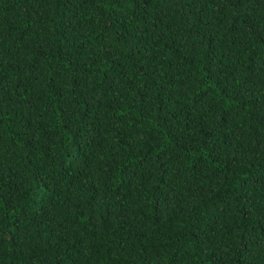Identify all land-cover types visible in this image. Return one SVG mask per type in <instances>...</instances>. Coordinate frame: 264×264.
Here are the masks:
<instances>
[{
    "label": "trees",
    "instance_id": "obj_1",
    "mask_svg": "<svg viewBox=\"0 0 264 264\" xmlns=\"http://www.w3.org/2000/svg\"><path fill=\"white\" fill-rule=\"evenodd\" d=\"M0 264H264V0H0Z\"/></svg>",
    "mask_w": 264,
    "mask_h": 264
}]
</instances>
